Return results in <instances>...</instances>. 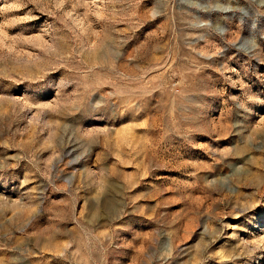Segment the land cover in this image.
<instances>
[{
  "label": "rangeland",
  "instance_id": "rangeland-1",
  "mask_svg": "<svg viewBox=\"0 0 264 264\" xmlns=\"http://www.w3.org/2000/svg\"><path fill=\"white\" fill-rule=\"evenodd\" d=\"M0 264H264V0H0Z\"/></svg>",
  "mask_w": 264,
  "mask_h": 264
}]
</instances>
